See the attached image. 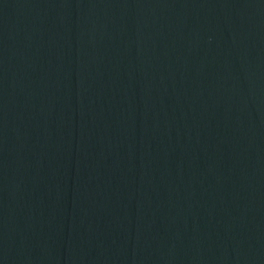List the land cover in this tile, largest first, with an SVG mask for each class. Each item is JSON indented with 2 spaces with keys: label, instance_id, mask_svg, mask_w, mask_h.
Listing matches in <instances>:
<instances>
[{
  "label": "water",
  "instance_id": "95a60500",
  "mask_svg": "<svg viewBox=\"0 0 264 264\" xmlns=\"http://www.w3.org/2000/svg\"><path fill=\"white\" fill-rule=\"evenodd\" d=\"M0 264H264V0H0Z\"/></svg>",
  "mask_w": 264,
  "mask_h": 264
}]
</instances>
